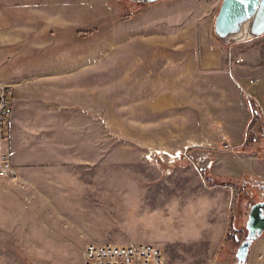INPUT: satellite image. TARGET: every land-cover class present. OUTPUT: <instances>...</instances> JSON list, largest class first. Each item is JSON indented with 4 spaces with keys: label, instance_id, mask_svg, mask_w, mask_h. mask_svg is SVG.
I'll use <instances>...</instances> for the list:
<instances>
[{
    "label": "rangeland",
    "instance_id": "1",
    "mask_svg": "<svg viewBox=\"0 0 264 264\" xmlns=\"http://www.w3.org/2000/svg\"><path fill=\"white\" fill-rule=\"evenodd\" d=\"M220 2L0 0V85L13 94L4 150L20 174L0 180V264H82L87 244H151L164 264H236L259 188L213 169L220 152L223 169L240 173L230 153L260 129L236 128L231 74L210 57L220 63L229 47L212 32ZM216 188H233L243 208L211 259L196 244L207 213L195 195ZM172 215L187 227L162 220Z\"/></svg>",
    "mask_w": 264,
    "mask_h": 264
},
{
    "label": "crops",
    "instance_id": "2",
    "mask_svg": "<svg viewBox=\"0 0 264 264\" xmlns=\"http://www.w3.org/2000/svg\"><path fill=\"white\" fill-rule=\"evenodd\" d=\"M203 21L204 23H206L207 18H204ZM207 24L208 22L206 23V27ZM206 38H208L207 44L211 45L210 44L211 38L207 35V33H206ZM240 45H245V44H239V46L232 45L227 47V50H224L223 52V55L225 53L224 60H222L220 63L218 62V60L213 59L212 55H210V57L213 61H215L216 65L221 64L222 66H224V69H227L229 74H231L230 81L232 85V90L234 92L233 95L235 100L238 102V105L240 106V110L242 108V114L240 113L241 116L239 115L237 117L238 120L235 125L236 128H238V130L246 131L248 125L252 121L248 98L253 99L256 105L258 106L260 110V116L264 123V43L256 46L252 45L251 47L245 46L243 49L239 48L241 47ZM240 52L243 54V56L242 58L238 59L237 54ZM240 59L242 60V62L240 61L235 62L236 60L238 61ZM208 67H214L213 62H211V64H209ZM224 83H225V89H223L222 87L220 91L222 92L221 93L222 100L228 102L229 97H228L227 87L229 85L228 84L229 81L226 79ZM258 126H260V128H258ZM252 128L260 129L256 133H258L257 135H260V137L264 138V124L262 125L253 124ZM221 154L222 153L220 152L216 153L217 163L215 164L213 169L214 174L217 175L216 176L217 178L236 180L240 175H242V176H247L248 179H253L256 180L257 182H261L262 186L264 187V155H263L264 145L263 144L260 147L259 155H251L249 153H245V154L230 153L229 157H232L235 159V161L244 164V167L240 173L235 172L234 168L233 170L229 168L227 169V171L224 170L223 161L226 159L225 158L226 156L222 157ZM18 176H20L19 173ZM195 176L196 175H194V177ZM193 184L196 185L198 189V186L200 184L197 183L196 180L193 182ZM234 195H236V193L234 192L233 188H229V189L216 188L206 193L201 192L199 196H197V194L195 195L196 201H198V203L205 201L200 204H204L205 211L207 213L203 217L205 221L204 224H202L201 221L202 220L201 214L200 213L194 214L196 216V217L194 216L195 220L201 221V223H196L193 225V227L195 228V235H198L201 239L199 242L197 241L196 244L200 245L201 247H202L201 243L204 244L205 245L204 254L210 253L211 259H214L216 257L219 251L218 249L225 242L223 240L226 236V233L228 232V227L231 217L230 213L232 212V210L235 209L236 211L239 210L238 208L240 206H242L243 208V202H241L240 204L238 200L236 201L239 204L238 207L237 204L234 206L233 203ZM191 200L192 199L190 198L189 200L190 208H191V203H193ZM162 220L168 224L171 222H174L173 224L177 223L179 228L180 227L184 228L185 226L187 227V225L184 224L183 220L181 222L179 217H176L175 215L172 218L169 217L168 219L166 218ZM246 264H264V233L251 245Z\"/></svg>",
    "mask_w": 264,
    "mask_h": 264
},
{
    "label": "water",
    "instance_id": "3",
    "mask_svg": "<svg viewBox=\"0 0 264 264\" xmlns=\"http://www.w3.org/2000/svg\"><path fill=\"white\" fill-rule=\"evenodd\" d=\"M149 5L166 0H132ZM212 32L224 46L264 36V0H221ZM246 236L236 250V264H246L251 245L264 233V202L253 203L245 223Z\"/></svg>",
    "mask_w": 264,
    "mask_h": 264
},
{
    "label": "built area",
    "instance_id": "4",
    "mask_svg": "<svg viewBox=\"0 0 264 264\" xmlns=\"http://www.w3.org/2000/svg\"><path fill=\"white\" fill-rule=\"evenodd\" d=\"M12 89L0 85V180L15 181L18 171L11 162L10 155L5 151L8 123L13 112ZM206 158V157H205ZM208 161L206 167H210ZM258 194L250 193L251 201L264 202V187L257 182ZM252 203V204H253ZM251 203L248 205L250 209ZM249 212V211H248ZM82 264H164L163 255L151 244L119 246L115 244H87L82 253Z\"/></svg>",
    "mask_w": 264,
    "mask_h": 264
},
{
    "label": "trees",
    "instance_id": "5",
    "mask_svg": "<svg viewBox=\"0 0 264 264\" xmlns=\"http://www.w3.org/2000/svg\"><path fill=\"white\" fill-rule=\"evenodd\" d=\"M248 103H249V108H250V113H251V118L253 123H258V124H264L262 121V118L260 116V110L256 103L254 102L253 99L248 98ZM264 145V138H256L255 136L251 137H245L244 142L237 148L233 149L236 152L240 153H259L260 152V147ZM224 151V150H222ZM244 188H251L254 189L257 187V181L253 179H247L244 178Z\"/></svg>",
    "mask_w": 264,
    "mask_h": 264
}]
</instances>
